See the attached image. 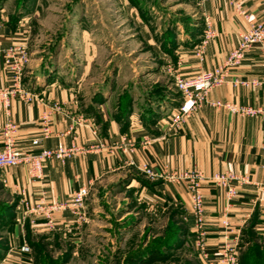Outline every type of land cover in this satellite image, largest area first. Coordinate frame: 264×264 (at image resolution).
I'll use <instances>...</instances> for the list:
<instances>
[{
  "label": "crops",
  "instance_id": "obj_1",
  "mask_svg": "<svg viewBox=\"0 0 264 264\" xmlns=\"http://www.w3.org/2000/svg\"><path fill=\"white\" fill-rule=\"evenodd\" d=\"M241 2L254 20H258L260 1ZM194 3L196 10L192 11V19L188 23L182 19L168 22L175 24L178 30L174 48L167 51L163 48L165 42H160V58L173 61L187 79L222 64L237 47L247 27V23L227 1L207 2L204 6H200L199 0H194ZM206 18L210 21L215 37L206 48L204 61L200 62L195 55V46L204 36ZM28 19L24 17L17 24H12L9 14L5 10L0 11V88L10 84L1 51L16 41L26 43L28 48L31 29ZM35 53H29L30 62L24 81L37 100L31 103L15 100L11 107L12 118L19 126L17 140L21 149L34 151L75 145L89 150L65 162H47L41 180L30 177L27 165L0 171V192L7 197L0 205L10 206V213L14 217L9 226L12 235L7 250L1 253V264H30V257L20 253V247L27 244L26 230L49 232L42 216L26 214L24 202L33 205L41 200L47 203L70 202L73 193L80 188H89L91 194L95 187L103 184H127V187L141 191L148 201L181 206L188 217V237L194 245L195 222L190 215L192 203L187 186L166 179L152 180L142 172L143 168L168 175L197 168L206 178L229 171L246 180L245 183H234L238 197L231 205L216 185L203 183L206 241L210 251H216L224 245L239 248L245 230L252 223L255 224V231L264 233V203L253 202L257 198H264V127L260 118H243L211 104H204L178 131L167 120L163 122V119L158 118L155 123H147L149 119L146 116H151L150 109L158 111L161 109L158 105L164 109L167 102L174 100L170 91L172 85L155 82L153 85L157 86L153 91L151 86L145 85L146 88H143V82L140 81L137 83L138 88H135L134 83L124 87L129 89L133 111L121 121L116 81L104 82L92 96H88L83 91L82 80L74 83L58 57L55 61H45L44 57L37 58ZM147 67L143 81L151 77L153 71L157 73L161 70V67L155 70H150L151 66ZM85 70L87 72L88 68ZM260 78L262 58L259 50L253 49L243 64L232 72L229 81L210 93L209 101L264 106V89L234 85L236 80ZM108 85L109 90L105 93ZM55 105L60 110L54 109ZM45 115L50 119L47 136L42 131ZM5 121L6 115L0 109V149L1 130ZM34 140H40L38 148L33 146ZM123 140L134 144L133 152L114 147ZM7 210L3 211L4 218ZM224 218H228L231 223L228 236L222 226ZM55 222L54 233L79 234L83 228V224L79 226L75 223L68 211L57 213ZM12 248L14 250L10 253Z\"/></svg>",
  "mask_w": 264,
  "mask_h": 264
},
{
  "label": "rangeland",
  "instance_id": "obj_2",
  "mask_svg": "<svg viewBox=\"0 0 264 264\" xmlns=\"http://www.w3.org/2000/svg\"><path fill=\"white\" fill-rule=\"evenodd\" d=\"M194 4V0H0V11L10 18L28 17L29 53L35 51L45 61L58 57L74 83L82 80L88 96L112 80L119 101L125 99L123 94L129 96L124 88L129 84L138 88L142 81L143 88L151 86L154 91L155 82L170 83L174 100L155 110L162 120L179 104L180 95L175 77L167 70L176 64L160 58V42L176 43L178 30L168 22L188 23ZM147 66L161 70L143 81ZM6 198L0 192V202ZM86 211L88 220L79 234L27 229L29 263L204 264L190 237L184 235L188 223L179 205L148 201L127 184H103L89 194ZM11 235L10 227L0 226V247L8 246ZM239 264H264V233L244 234Z\"/></svg>",
  "mask_w": 264,
  "mask_h": 264
},
{
  "label": "built area",
  "instance_id": "obj_3",
  "mask_svg": "<svg viewBox=\"0 0 264 264\" xmlns=\"http://www.w3.org/2000/svg\"><path fill=\"white\" fill-rule=\"evenodd\" d=\"M221 0H200V6L207 2H217ZM229 2L235 9L238 16L247 23L246 30L241 34L237 47L232 50L225 61L212 70L199 72L193 78H184L179 72L178 65H168L167 70L175 77L176 88L180 95L179 104L170 110L169 114L163 118V122L169 121L178 131L186 123L194 112L204 104H211L213 107L225 110L233 115L243 118H260L264 127V106L255 107L252 105H240L230 102H210L209 95L214 90L229 81V77L234 70L239 68L247 54L253 49H258L262 58V78L253 80H236L234 85L244 86L246 88L264 89V0L260 1V17L258 20L245 10L241 0H224ZM206 28L204 36L195 46V55L200 62L204 61L206 48L215 37V32L208 18H206ZM4 55L5 65L10 76V84L0 88V109L6 115V121L1 130L2 148L0 149V171L7 168L27 165L29 166V175L32 179L41 180L43 178L44 166L49 161L65 162L80 153L87 152V149H80L75 145L70 147L59 145L54 149H40L34 151H24L21 149L17 140L19 126L12 118L11 107L15 100L31 103L37 100L36 96L26 87L24 82L25 72L30 62V54L26 43L13 42L9 47L1 51ZM57 111L58 105L54 106ZM43 134L47 136L50 131V119L45 115L43 118ZM33 146L38 148L40 140H34ZM115 148L126 149L133 152L135 147L131 141L123 140L116 144ZM142 172L150 179H166L172 182L185 184L190 194L192 209L190 215L195 222L194 246L199 252L204 264H239L238 246L224 245L216 251H210L207 247V230L205 229V200L203 195V183L210 182L223 191L229 205L238 197L235 182L245 183V179H240L235 173L224 171L206 178L203 173L194 168L188 171L176 172L168 175L167 173H157L152 169L143 168ZM264 189V188H263ZM90 194L87 187H82L73 193L70 202H52L47 203L41 200L36 204L24 202L23 206L27 215L42 216L45 219L46 228L49 231H55V215L60 212H70L79 226L86 223L88 214L86 211V201ZM255 204L264 203V198H257L253 201ZM188 218V217H187ZM222 226L225 235L231 231V223L228 218L222 220ZM14 248L10 250L13 252ZM20 253L30 254V248L27 244L20 247Z\"/></svg>",
  "mask_w": 264,
  "mask_h": 264
},
{
  "label": "trees",
  "instance_id": "obj_4",
  "mask_svg": "<svg viewBox=\"0 0 264 264\" xmlns=\"http://www.w3.org/2000/svg\"><path fill=\"white\" fill-rule=\"evenodd\" d=\"M22 19V17H18V16H16L15 18H11V22H12V24H17L20 20ZM174 44H175V42H172V43H170L169 45L168 44H164V46H163V48L165 49V50H169L170 51V46L172 47V48H174L173 46H174ZM25 82V81H24ZM124 96L123 97H125V99H121V101H119V103H118V114H119V116H121V118H119V119H121V121H122V118H125L126 116H129V115H131V113H132V109H133V105H132V101H131V99H130V97L129 96H127V95H125V94H123ZM170 102V101H169ZM149 113H150V115L151 116H146V117H148V121H147V123H155V120H157L158 119V117H157V113L153 110V109H150L149 110ZM155 115V116H154ZM124 123H125V125H127V123L124 121ZM5 209H8L7 210V215H6V217L4 218V213H3V211L5 210ZM10 210H11V208H10V206H2V219H1V222H0V226H3V227H5V226H7L8 225V227L11 225V223L13 222V216L11 215V213H10ZM187 226H188V229L184 232V235L185 236H189V233H190V229H189V225L187 224ZM254 227H255V224L254 223H252L246 230H245V232H244V234L247 232V231H254ZM29 232V231H28ZM244 236V235H243ZM5 250H7V246L6 245H1V247H0V253L1 252H3V251H5ZM2 256L3 255H1L0 254V259L2 258ZM155 257V256H154ZM153 259H156V258H152L151 260H153ZM133 263V262H132ZM133 264H136V263H133Z\"/></svg>",
  "mask_w": 264,
  "mask_h": 264
}]
</instances>
